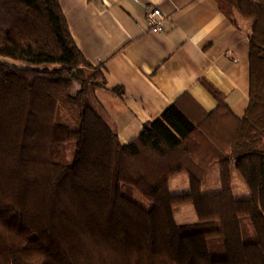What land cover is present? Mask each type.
Wrapping results in <instances>:
<instances>
[{
  "label": "trees",
  "instance_id": "16d2710c",
  "mask_svg": "<svg viewBox=\"0 0 264 264\" xmlns=\"http://www.w3.org/2000/svg\"><path fill=\"white\" fill-rule=\"evenodd\" d=\"M215 1L233 23L236 13L253 23L244 116L202 80L215 111L193 117L176 101L123 145L93 100L105 74L77 48L59 0H0V59L15 62L0 60V264H264V0ZM60 105L79 129L57 121ZM215 164L222 191L205 194ZM234 170L251 197L235 198ZM180 173L190 191L174 195ZM190 204L198 222L178 224L176 207Z\"/></svg>",
  "mask_w": 264,
  "mask_h": 264
},
{
  "label": "crops",
  "instance_id": "0c3cea01",
  "mask_svg": "<svg viewBox=\"0 0 264 264\" xmlns=\"http://www.w3.org/2000/svg\"><path fill=\"white\" fill-rule=\"evenodd\" d=\"M59 3L77 48L105 74L106 88L95 91L93 100L123 145L176 101L193 117L200 114L197 106L215 111L218 103L202 80L225 96L236 116H244L253 23L238 13L233 23L215 0ZM152 9L165 17L161 34L152 33L146 20Z\"/></svg>",
  "mask_w": 264,
  "mask_h": 264
},
{
  "label": "rangeland",
  "instance_id": "374dc122",
  "mask_svg": "<svg viewBox=\"0 0 264 264\" xmlns=\"http://www.w3.org/2000/svg\"><path fill=\"white\" fill-rule=\"evenodd\" d=\"M1 61H8L15 63L12 60L8 59H0ZM78 88V87H77ZM100 89H96L98 91ZM95 93V92H94ZM94 96V95H93ZM57 121L66 124L69 126L72 130L79 129L80 122L79 119L76 118L73 114H70L69 111L65 109L63 105H60L59 111L57 113ZM219 172V165L215 164L213 165L209 171L207 172V177L204 181L203 187V193L205 194H215L222 191V186L220 182V174ZM234 173L233 178V190L235 194V198L239 199H246L247 196L251 197V193L246 183L243 181L242 177L238 172L235 170L232 171ZM170 188L172 194H185L190 191V181L189 177L185 173L177 174L176 176L172 177L170 180ZM123 194L126 196H129L134 200V202H138L142 206H144L146 209H151L153 207V204L137 190L134 189V187L126 185L122 188ZM194 207L193 205H183L176 207V221L180 225H188V224H194L198 222V218L196 213H194ZM182 214H185L182 216ZM243 224V237L245 242H253L257 239V233L255 232L253 226L250 224V220L248 218H245L242 222ZM221 240H215L210 242V250L211 253L215 256V254L218 253L217 249L221 246Z\"/></svg>",
  "mask_w": 264,
  "mask_h": 264
},
{
  "label": "built area",
  "instance_id": "2783aa9c",
  "mask_svg": "<svg viewBox=\"0 0 264 264\" xmlns=\"http://www.w3.org/2000/svg\"><path fill=\"white\" fill-rule=\"evenodd\" d=\"M165 17L160 9H152L147 12L146 20L152 33L161 34L164 31Z\"/></svg>",
  "mask_w": 264,
  "mask_h": 264
}]
</instances>
